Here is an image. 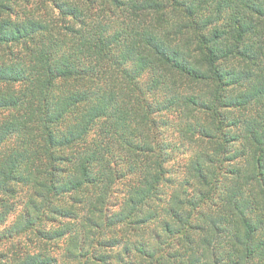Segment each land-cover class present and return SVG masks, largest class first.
Returning a JSON list of instances; mask_svg holds the SVG:
<instances>
[{"label": "trees", "instance_id": "1", "mask_svg": "<svg viewBox=\"0 0 264 264\" xmlns=\"http://www.w3.org/2000/svg\"><path fill=\"white\" fill-rule=\"evenodd\" d=\"M16 194L12 264H264V0H0Z\"/></svg>", "mask_w": 264, "mask_h": 264}, {"label": "rangeland", "instance_id": "2", "mask_svg": "<svg viewBox=\"0 0 264 264\" xmlns=\"http://www.w3.org/2000/svg\"><path fill=\"white\" fill-rule=\"evenodd\" d=\"M19 195L16 194L15 197L10 201L16 203L12 207V211L6 216L5 221L0 225V264H12L19 255L26 254L32 249L30 248L31 236L27 235H15L12 237H4L5 228H8L16 219L18 212L20 211V203H18ZM16 255V256H15Z\"/></svg>", "mask_w": 264, "mask_h": 264}]
</instances>
